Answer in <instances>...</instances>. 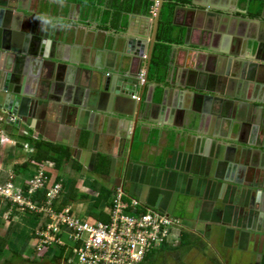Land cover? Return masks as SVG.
<instances>
[{"label":"crops","instance_id":"obj_1","mask_svg":"<svg viewBox=\"0 0 264 264\" xmlns=\"http://www.w3.org/2000/svg\"><path fill=\"white\" fill-rule=\"evenodd\" d=\"M193 1L198 8L206 6L233 19H248L243 17L240 0ZM1 6L13 8L10 22L0 23L17 34L14 45L27 52L24 54L37 53L44 40L47 58L37 65L16 61L26 79H32L28 82L30 100L22 107L27 111L17 124L2 125L8 139L0 146V184L6 182L8 174L25 181L40 169L50 183L61 181L59 210L69 208L76 216L98 219L104 218L101 210L105 201L95 204L97 190L111 193L120 186L143 206L178 220L177 245L179 233L183 245L177 248L196 255L192 264H201V259L203 264H264V135H254L238 125L227 135L210 124L206 114L197 125L189 120L194 114L179 116L180 91L189 78L182 71L188 68L186 55L201 40L196 24L186 38L183 29L173 26L172 20L183 22L184 12L177 11L174 19L170 18L174 36L180 39L170 45L164 78L157 83L148 79L145 86L139 83L135 99L106 96L99 103L98 94L89 90L90 71L99 69L105 76L115 71L130 79L122 59L125 43L127 38L149 36L152 14H129L123 22H113L107 0L86 8L68 0H0ZM260 15L261 10L258 19H248L252 22L245 25L231 18L220 19L216 37L209 40L204 36L203 42L210 41L215 55L225 52L237 56L229 58L232 62L228 65L227 60L219 64V69H229L230 77L241 61L264 64V25L258 23L264 19ZM225 34L234 37L226 42ZM246 39H250L247 47L251 49L246 50ZM10 44L0 38V49ZM210 64L214 67L215 61ZM15 66V62L10 64L12 73ZM73 67L80 71L68 73ZM134 69V73L143 74L145 60L134 61ZM256 76L264 82V70L259 75L254 70L249 74L254 81L245 80L246 87L240 88L238 95L248 99L245 104L253 105L264 124V89L256 85ZM231 117H235L234 107L225 118ZM25 136L65 149L69 156L61 170L48 161L33 162L34 150ZM237 142L251 144L246 145L250 153L245 160L239 155ZM252 144L261 152L253 150ZM98 155L108 159L105 174L93 171ZM5 217L6 211L0 208L2 226ZM11 217L15 220L11 230L0 226V236L7 234L5 246L0 247V264H52L41 255L30 259V239L35 240L32 234L37 221L25 215Z\"/></svg>","mask_w":264,"mask_h":264},{"label":"water","instance_id":"obj_2","mask_svg":"<svg viewBox=\"0 0 264 264\" xmlns=\"http://www.w3.org/2000/svg\"><path fill=\"white\" fill-rule=\"evenodd\" d=\"M154 11L151 19V32L147 38L142 37H131L127 38L125 43V53L123 54V62L125 64V69L129 72L130 79H125V77H121L123 74L120 72H115L114 75L107 74L104 75V72L99 69L95 71H90V75L88 78L89 86L91 92H95L98 94V102L100 103V99L103 97H109L112 100H116L122 97H129L135 95V91L137 86L139 85V75L140 72H133L134 69V61L145 60V69L143 72V86L148 85V73L150 69L151 63V53L153 49V45L155 43V34L157 30V23L160 14V9L163 4V0H154ZM193 0H190L189 5L180 6L176 5L172 11V19L177 11H182L185 13V18L181 24H175L172 20L173 26H177L184 31V38L187 37L188 31L190 28H195L199 30L201 33V40L198 45L195 46V50L189 51L187 56V67L182 69L189 78L184 81L180 101L178 105L180 106L177 109L179 116L181 119L187 114H194L189 120L192 123H196V125L200 121V117L204 114L208 115L210 124H215L218 126V129L226 132L227 135L233 133L234 125L240 126L241 129L249 128L251 133L258 134L263 133L264 135V124L259 120L258 113H255V110L252 108L253 105H246L245 102H248V99H244L240 97L239 91L246 87V81H254L249 78V74L256 71L259 75L260 71L264 70V64H256L241 61L239 69L234 73V77H230L229 69L227 68L225 71L219 69L220 62H224L227 60V65L232 62V59L229 58H237L235 54L219 52L220 56L215 55V49H212L209 45L210 41L206 43L203 42L204 36H208L209 40L216 37L217 33V22L221 20L227 21V19L231 18L232 20L239 21L244 25L246 23H250L248 19L244 18H235L233 16L218 14L214 12L213 8H209L206 6H201L200 8L196 7L193 3ZM194 5V6H192ZM13 8H5L3 6L0 7V22L8 21V17L13 14ZM260 19H264V4L261 9ZM261 25H264L262 22H258ZM202 25H205L202 27ZM223 30V29H222ZM219 31V30H218ZM224 31V30H223ZM223 33V32H219ZM24 35V34H23ZM20 35L21 37H24ZM225 41L230 40V36L234 37L233 34H225ZM17 34L13 31L6 30L4 26L0 23V38L4 40V42L12 43V45L2 46L0 49V112L5 115V119L9 124H17L18 120L26 114L25 109L22 110V107L25 105L27 101L30 100L29 95V86L28 82L31 81V77H25L24 72L21 73V66L17 65L18 62H29L32 65H37L40 62H44L47 58L45 55V42L41 40L40 48L37 53L33 52L28 54H24L27 52H22L18 47L14 45V40H16ZM29 35H26V39H28ZM15 38V39H14ZM6 40V41H5ZM18 41V37L17 40ZM147 42V43H146ZM250 39L245 40L246 50L251 49V47H247ZM37 45V42H36ZM185 45V42H183ZM16 53L20 54L16 57ZM15 54V55H14ZM32 55V58L29 57ZM189 56V57H188ZM3 57V58H2ZM15 57V58H14ZM14 58V59H13ZM215 61V66L210 64V61ZM18 61V62H16ZM15 62V73H12L10 69V64ZM25 62V63H26ZM236 62V63H235ZM235 65H238V61H235ZM75 66V64H73ZM234 66V65H232ZM73 69L68 70V73H73L75 70L80 71V69H75V67L70 68ZM89 72V69H84ZM134 73V74H132ZM78 74V73H77ZM27 75V74H26ZM23 76L21 79L20 77ZM76 74L74 76L76 81ZM124 76V75H123ZM258 76L255 77V80ZM21 79V80H20ZM257 79L255 81L256 85H259L260 89H264V82L259 81ZM21 81V82H20ZM76 83V82H74ZM124 83V84H123ZM72 85V84H71ZM70 85V86H71ZM69 86V87H70ZM241 88V89H240ZM185 96V97H184ZM106 97V98H107ZM182 98V99H181ZM184 98H187L186 100ZM189 103H188V102ZM184 102H187L186 108L181 109ZM264 103V101L262 102ZM140 107V103L138 104ZM234 107V116L231 118L227 117V113L229 114V109ZM256 107V106H254ZM233 109V108H232ZM241 115L240 119H237ZM240 144L239 155L244 157V160L247 158L246 155L250 153V150L247 149L246 145H250L245 142H237ZM245 145V146H243ZM253 150L256 152H261L260 149L256 148L254 144ZM262 148L264 146L262 145ZM239 195V194H238Z\"/></svg>","mask_w":264,"mask_h":264},{"label":"built area","instance_id":"obj_3","mask_svg":"<svg viewBox=\"0 0 264 264\" xmlns=\"http://www.w3.org/2000/svg\"><path fill=\"white\" fill-rule=\"evenodd\" d=\"M154 5L153 0L151 14ZM142 77L141 74L140 84L144 82ZM3 124L9 123L0 112V144L8 139ZM61 193V181L50 183L40 169L25 181H17L8 174L6 182L0 184V208L6 216L17 214L36 219L38 227L32 234L36 256L43 253L50 260L60 257L62 264H141L151 251L177 245L178 220L143 206L128 197L120 186L104 202L102 220L76 216L69 208L58 210ZM40 195L42 203L35 201Z\"/></svg>","mask_w":264,"mask_h":264},{"label":"trees","instance_id":"obj_4","mask_svg":"<svg viewBox=\"0 0 264 264\" xmlns=\"http://www.w3.org/2000/svg\"><path fill=\"white\" fill-rule=\"evenodd\" d=\"M69 2L78 3L86 7H94L98 1L101 0H68ZM104 1V0H103ZM108 6L110 7L111 14L113 16V22L122 21L125 15L129 14H146L151 16V8L153 6V0H107ZM189 0H163V4L160 9V14L157 23V30L155 34V43L153 45L152 53H151V63L148 74V79L154 82H159L164 78L167 68V63L169 61V49L170 45L178 42L180 37L174 36L173 27L170 23V18L172 15V11L174 6H187L189 5ZM264 0H240V4L244 6L245 13L243 17L248 19H258L260 10L262 9V5ZM179 33H181L179 31ZM176 38V39H174ZM27 144H29L34 152L30 157L33 162L40 163L42 161H48L53 163L54 168L56 170H61V166L68 159V152L65 151L60 146H56L53 144H49L47 142L42 141H30L28 137H23ZM108 169V159L104 155H98L96 157V161L93 167V171L97 174H105ZM98 197L95 201L96 205H99L102 200L105 202L109 198V191L105 189L97 190ZM86 197V196H85ZM35 201L39 203L43 202V195H40L38 198H35ZM58 210L59 207L57 206ZM103 219V218H99ZM33 220H36L33 218ZM13 225L10 226L9 230ZM7 234L6 236H0V247L5 246L7 242ZM178 238V237H177ZM183 245V236L179 233V242L177 247ZM165 249H160L158 251H151L145 257V260L141 264H151L154 260L157 252H160ZM45 258V256H41ZM60 257H53L51 262H59Z\"/></svg>","mask_w":264,"mask_h":264},{"label":"rangeland","instance_id":"obj_5","mask_svg":"<svg viewBox=\"0 0 264 264\" xmlns=\"http://www.w3.org/2000/svg\"><path fill=\"white\" fill-rule=\"evenodd\" d=\"M4 144L5 143H1L0 146L3 147ZM100 220H102V219H100ZM14 223H15V220L12 218L9 220H5V222L1 221V224H3V226L2 225H0V226L5 227V228L7 226H9L8 228H10V226ZM30 247L31 248L28 251H30L31 254L35 255L36 254L34 251L35 240L32 241L30 239ZM42 255H43V253H41V256ZM195 256H196L195 254H192V251H189L187 249H178L177 246H174L172 248L157 252L155 255V258L151 262V264H192L195 260ZM2 258H4V257H2ZM198 260L200 261V259H198ZM203 262L204 261H202V259H201V264H203ZM45 264H49V263L45 262ZM52 264H62V263L60 261L59 262L57 261V262H52Z\"/></svg>","mask_w":264,"mask_h":264}]
</instances>
